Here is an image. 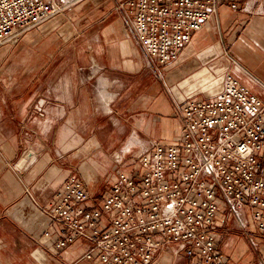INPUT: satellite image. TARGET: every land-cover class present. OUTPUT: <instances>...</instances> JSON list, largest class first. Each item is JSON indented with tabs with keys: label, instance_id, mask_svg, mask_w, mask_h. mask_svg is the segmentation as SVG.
<instances>
[{
	"label": "crops",
	"instance_id": "1",
	"mask_svg": "<svg viewBox=\"0 0 264 264\" xmlns=\"http://www.w3.org/2000/svg\"><path fill=\"white\" fill-rule=\"evenodd\" d=\"M126 1L76 0L0 47V264H100L82 259L86 242L55 251L42 240L43 211L64 182L82 172L91 178L93 166H80L87 155L114 162L154 143L173 144L181 132L178 107L217 96L227 74L264 103V5L222 7L179 59L163 66L132 38ZM118 99L127 119L112 117ZM70 146L78 149L73 155ZM229 226L218 234L230 262L264 264V236L254 229L256 248L243 232L225 240ZM170 262L164 255L160 264Z\"/></svg>",
	"mask_w": 264,
	"mask_h": 264
},
{
	"label": "built area",
	"instance_id": "2",
	"mask_svg": "<svg viewBox=\"0 0 264 264\" xmlns=\"http://www.w3.org/2000/svg\"><path fill=\"white\" fill-rule=\"evenodd\" d=\"M244 0H127L131 36L160 65L176 62L195 33L224 6ZM264 5V0H257ZM68 0H0V47L58 16ZM179 139L115 157L98 197L69 177L43 211L46 246L66 251L88 243L86 261L154 264L174 244L189 264H232L219 230L233 217L250 244L264 236V103L233 74L215 97L177 109ZM131 155L129 160L126 155Z\"/></svg>",
	"mask_w": 264,
	"mask_h": 264
},
{
	"label": "rangeland",
	"instance_id": "3",
	"mask_svg": "<svg viewBox=\"0 0 264 264\" xmlns=\"http://www.w3.org/2000/svg\"><path fill=\"white\" fill-rule=\"evenodd\" d=\"M68 1L74 3L76 0H74V1L68 0ZM12 43H14V42H12ZM12 43H10V44H12ZM119 101H120V99H118L115 102V104L112 106V111H113L112 117L115 116L119 120L120 119H127V117H125V115L123 114L125 109H123V106L120 104ZM118 102H119V104H118ZM124 108H126V107H124ZM70 147H71V155L75 154L78 149L74 150V148H75L74 146H70ZM86 149L89 150V146H87ZM118 154H120V153H118ZM114 156H113V158H114ZM130 158H131V155L127 154L126 159L129 160ZM86 162L89 165L93 166V167H91V172H90V174H91L90 179L91 180L88 177H86V175L82 172V170H81V172H82L81 175H79V174H74V175L80 176L82 178V180H84L87 183L89 191H91L92 193L95 194L96 197H98L107 189V186H108L107 178H108V175L112 172L114 162L111 161L110 157H109L108 161L101 159V158L95 159L94 154H91V153L89 155H87L86 161L81 163V165H80L81 169H82V165ZM96 163H98L97 164L98 166H96ZM94 175H96V177H94ZM95 181H97V185H98L97 188L94 187ZM227 218L229 220H227L226 223H228L230 225L229 226L230 228H234V230L232 229L229 232L230 235H227L226 238L224 237L225 240L228 238V236H234V235L242 234V230L238 227L234 218L229 217V215H227ZM221 230L222 229L219 230V234H221L220 233ZM221 244H222V242L220 243V246H221ZM178 250H179L178 247L174 244L166 245L164 247V249L156 255L154 264H160L161 258L164 255H170L171 256V262L169 264H189L187 262V260H185L182 253H180Z\"/></svg>",
	"mask_w": 264,
	"mask_h": 264
},
{
	"label": "water",
	"instance_id": "4",
	"mask_svg": "<svg viewBox=\"0 0 264 264\" xmlns=\"http://www.w3.org/2000/svg\"><path fill=\"white\" fill-rule=\"evenodd\" d=\"M32 156H33V153L29 152L24 158V160L19 164V168L23 169L28 164V162L31 160Z\"/></svg>",
	"mask_w": 264,
	"mask_h": 264
},
{
	"label": "bare ground",
	"instance_id": "5",
	"mask_svg": "<svg viewBox=\"0 0 264 264\" xmlns=\"http://www.w3.org/2000/svg\"><path fill=\"white\" fill-rule=\"evenodd\" d=\"M70 1H74V0H70ZM111 100V99H110Z\"/></svg>",
	"mask_w": 264,
	"mask_h": 264
}]
</instances>
